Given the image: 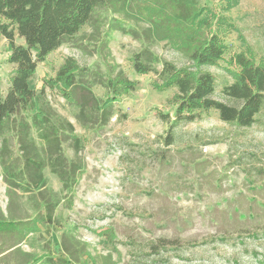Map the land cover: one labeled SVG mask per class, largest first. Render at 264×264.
I'll return each mask as SVG.
<instances>
[{
    "label": "rangeland",
    "instance_id": "374dc122",
    "mask_svg": "<svg viewBox=\"0 0 264 264\" xmlns=\"http://www.w3.org/2000/svg\"><path fill=\"white\" fill-rule=\"evenodd\" d=\"M201 5L220 18L215 31L227 47L219 64L203 70L216 79L214 99L235 105L223 94L233 82L228 61L245 50L240 35L257 62L264 61V0H239L230 11L224 0H201ZM120 24L148 28L134 16L101 10L38 65L30 81L37 91L68 57L77 61L80 79L92 83L100 99L108 92L96 84L98 75L105 80L121 74L137 87L118 98L113 117L98 130L83 127L76 118L78 108L46 89L50 105L83 140L85 170L72 208L59 209L60 226H40L17 252L0 255V264L34 262L48 242L61 254L63 236L79 245L82 264H264V108L249 128L224 123L216 111H209L170 133V124L160 115L173 119L177 91L158 89L156 72L135 71L134 57L144 45L117 30ZM15 42L24 45L17 33ZM151 50L162 61L191 67L165 41L155 42ZM9 56V43L0 36V98L6 96L15 70ZM65 153L75 158L69 144ZM1 174L0 167V216H7L9 198ZM45 175L48 187L65 196L59 180L49 171ZM14 242L0 234V253Z\"/></svg>",
    "mask_w": 264,
    "mask_h": 264
},
{
    "label": "trees",
    "instance_id": "16d2710c",
    "mask_svg": "<svg viewBox=\"0 0 264 264\" xmlns=\"http://www.w3.org/2000/svg\"><path fill=\"white\" fill-rule=\"evenodd\" d=\"M224 2L227 11L239 5V0ZM101 10L131 15L148 25L131 28L120 24L116 29L144 45L134 57L135 71L142 75L156 72L158 89H176L173 119L169 114L160 115L170 124V133L209 111H216L224 123L249 128L264 108V61L257 62L253 48L241 35L245 50L229 59L233 82L223 89L226 98L236 104L214 99L216 79L203 68L219 64L227 47L215 31L220 18L201 5V0H0V36L8 41V61L15 66L9 90L0 98V167L9 198L7 216H0V234L15 242L0 255L17 252L31 234L40 232V226H60L59 209L62 205L72 208L74 191L85 170L80 156L83 140L73 124L50 105L46 89L56 90L78 108L76 118L83 127L98 130L113 117L118 98L137 87L121 74L105 80L98 75L96 84L108 92L105 100L100 99L92 91L93 84L80 79L82 69L72 57L65 59L40 91L30 86L38 65ZM16 33L24 45L16 44ZM157 41L170 44L191 67L160 60L151 50ZM157 65L162 66L161 71L156 70ZM172 143L171 135L167 144ZM66 144L75 152L72 160L66 156ZM46 171L59 180L65 196L48 187ZM50 245L48 242L43 256L25 264H82L79 245L69 244L65 236L63 253L54 252Z\"/></svg>",
    "mask_w": 264,
    "mask_h": 264
}]
</instances>
